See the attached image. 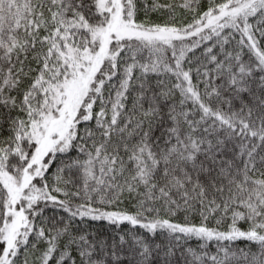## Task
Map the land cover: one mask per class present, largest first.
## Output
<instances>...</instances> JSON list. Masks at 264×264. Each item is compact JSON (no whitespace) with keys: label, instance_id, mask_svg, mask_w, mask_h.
Wrapping results in <instances>:
<instances>
[{"label":"snow or ice","instance_id":"6c2138e0","mask_svg":"<svg viewBox=\"0 0 264 264\" xmlns=\"http://www.w3.org/2000/svg\"><path fill=\"white\" fill-rule=\"evenodd\" d=\"M0 264H264V0H0Z\"/></svg>","mask_w":264,"mask_h":264},{"label":"trees","instance_id":"16d2710c","mask_svg":"<svg viewBox=\"0 0 264 264\" xmlns=\"http://www.w3.org/2000/svg\"><path fill=\"white\" fill-rule=\"evenodd\" d=\"M155 19V17H153ZM193 246H195V244H193ZM243 246V245H242Z\"/></svg>","mask_w":264,"mask_h":264}]
</instances>
